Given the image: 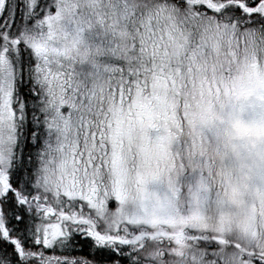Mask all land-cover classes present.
Returning <instances> with one entry per match:
<instances>
[{
	"label": "snow or ice",
	"instance_id": "6c2138e0",
	"mask_svg": "<svg viewBox=\"0 0 264 264\" xmlns=\"http://www.w3.org/2000/svg\"><path fill=\"white\" fill-rule=\"evenodd\" d=\"M0 264H264V0H0Z\"/></svg>",
	"mask_w": 264,
	"mask_h": 264
}]
</instances>
